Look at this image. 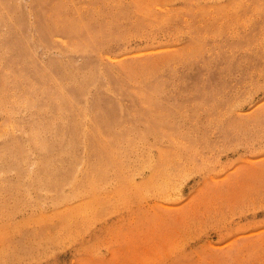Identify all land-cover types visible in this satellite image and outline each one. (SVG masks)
Masks as SVG:
<instances>
[{
    "label": "rangeland",
    "instance_id": "374dc122",
    "mask_svg": "<svg viewBox=\"0 0 264 264\" xmlns=\"http://www.w3.org/2000/svg\"><path fill=\"white\" fill-rule=\"evenodd\" d=\"M42 1L64 20L84 23L99 44L89 58L73 51L62 30L59 46L37 49L43 61L98 60L121 83L157 92L143 107L157 130L137 122L130 139L143 131L146 138L123 143L121 170L112 168L91 193L67 187V200L77 195L68 203L43 188L56 160L45 177L30 166L29 177L5 159L11 121L26 125L43 115L24 105L14 110L16 85L3 78L10 65L30 69L12 47L8 22L20 10L32 27L37 1L0 3V264H264V0L246 1L244 12L233 0ZM44 104L58 134V111ZM47 136L53 153L57 138Z\"/></svg>",
    "mask_w": 264,
    "mask_h": 264
},
{
    "label": "bare ground",
    "instance_id": "6f19581e",
    "mask_svg": "<svg viewBox=\"0 0 264 264\" xmlns=\"http://www.w3.org/2000/svg\"><path fill=\"white\" fill-rule=\"evenodd\" d=\"M36 1L35 11L39 12H35L32 27L27 25V20L20 10H18L20 19H11L10 22L7 20L10 23L8 31L12 36V47L17 50L22 60H28L31 63L30 69L15 68L14 65H10L5 67L3 74L6 76H3V78L11 80L16 85L18 93L13 92L11 97L8 96L11 99L13 109H17L19 105H24L35 116L43 115V118L37 120L36 117H33L26 125L14 123V120L11 121V132L9 138L4 142L2 155L5 154V159L9 158L18 167L21 165L29 177L33 175L29 171L30 166L39 165L34 177H45L49 173V163L53 161L51 158L54 161L56 160L59 166L56 172L50 175L53 181L43 186V188L45 191L57 194L58 200L61 202L68 203L77 196V193H74L76 196L67 200L68 196H64V191L67 187L75 192L83 189L91 193L98 189L102 182L105 183L112 168L116 171L121 170L119 161L127 157L123 143H131L136 139L143 141L146 138V133L141 134L143 131L141 133L136 132L134 140L130 139V133L135 132L137 129V122L145 123L147 130L156 132L157 123L154 121L147 122L143 107L145 109L150 108L157 92L150 89L144 91L138 86L132 87L128 79L125 80L124 84L121 83L120 78L116 77L115 72L110 68L105 67L108 71L100 68L98 60L84 65H78L72 59L68 61L55 59L44 62L37 49L39 48L41 51V48H49L52 43H55L54 41L58 42L59 40H56L55 35L62 30H67L72 42L70 47L73 51H81L79 54H83L82 49H84L89 58L98 53L99 44L92 33L93 31L91 32L84 23L81 21H76V23L68 22L58 15L57 10L47 9V5L42 0ZM208 1L205 4H208ZM233 1H236L235 8L241 7V12H244L245 3L248 0ZM7 2L8 0H0L4 9L10 3ZM190 3L192 4V0ZM263 7L264 5L261 8ZM257 8L255 9L256 12ZM192 9L194 10V8ZM192 9L191 11H193ZM200 9L202 10L203 8ZM148 10L149 12L144 10L145 14L151 15L150 9ZM190 12L189 14L193 13ZM260 12L261 10L258 8V13ZM150 17L154 18L153 15ZM201 17L203 16L201 15ZM139 18L141 19V17H138V20H140ZM150 20H147V22H152V19ZM138 22H143V20ZM154 22L157 23L156 21ZM161 22L164 25L165 20ZM50 23L54 25L53 30L49 27ZM159 23L160 21L157 24ZM137 24L136 26L138 27ZM148 26H150L149 23ZM6 36H8V33ZM55 44L59 46V43ZM84 45L86 47H83ZM106 77L107 80H105ZM49 83L56 84L57 87H50ZM105 88L109 90L107 96L101 92L102 90L105 91ZM92 92L93 95H91ZM45 101H48V104L54 107V111H58V116L61 120L58 134L55 132V126L49 120L53 117L44 113L46 109ZM137 102L141 111L135 107ZM147 103L148 105L145 106ZM83 115L89 116L87 125L83 124ZM12 116L13 112H11ZM49 134L55 135L58 142V146L53 153V147L50 149V142L46 138ZM129 146L132 150L136 149L132 145Z\"/></svg>",
    "mask_w": 264,
    "mask_h": 264
}]
</instances>
